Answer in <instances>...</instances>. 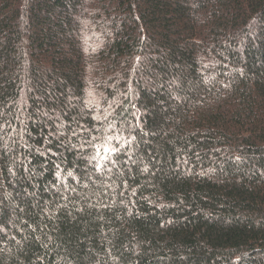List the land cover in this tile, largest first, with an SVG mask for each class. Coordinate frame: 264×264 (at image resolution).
I'll use <instances>...</instances> for the list:
<instances>
[{
  "label": "trees",
  "instance_id": "trees-1",
  "mask_svg": "<svg viewBox=\"0 0 264 264\" xmlns=\"http://www.w3.org/2000/svg\"><path fill=\"white\" fill-rule=\"evenodd\" d=\"M0 264H264V0H0Z\"/></svg>",
  "mask_w": 264,
  "mask_h": 264
},
{
  "label": "snow or ice",
  "instance_id": "snow-or-ice-1",
  "mask_svg": "<svg viewBox=\"0 0 264 264\" xmlns=\"http://www.w3.org/2000/svg\"><path fill=\"white\" fill-rule=\"evenodd\" d=\"M110 139V138H109ZM105 152H109V151H115V149H109V148H107L106 146L104 147V149H103ZM100 154V148L99 147H97V155H99Z\"/></svg>",
  "mask_w": 264,
  "mask_h": 264
}]
</instances>
